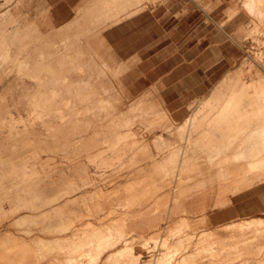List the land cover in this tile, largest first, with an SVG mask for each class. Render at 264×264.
Instances as JSON below:
<instances>
[{"label":"bare ground","instance_id":"obj_1","mask_svg":"<svg viewBox=\"0 0 264 264\" xmlns=\"http://www.w3.org/2000/svg\"><path fill=\"white\" fill-rule=\"evenodd\" d=\"M135 2L136 4H117V0H109L106 4H95L86 14L88 17L77 23V32L85 35L82 37L83 40L91 39L87 37L91 31L105 29L119 22L123 16H130L146 8V4H138L142 0ZM245 4L252 13L264 8V0H248ZM3 19L0 18V63H2L0 70H6L8 66L4 68L3 64L10 61V65L18 67L22 73H30L42 89L33 101L34 107L30 116L10 118V133L15 131L17 134L27 133L28 138L23 140L11 135L13 141L11 147L14 151L0 153V215L14 214L29 208L37 209L34 199H41L47 194L40 191L41 185L45 189L48 183L64 177L88 176L66 192H62L60 195L63 196L62 202L52 206L50 210L59 214L84 210L87 215L99 219L100 228L87 230L83 235L56 238L55 243L46 244L44 248L49 252L63 251L65 264H170L168 261L172 254L170 252H164L162 255L158 252L152 254L146 261H141L143 252L134 250L132 233L143 225H152L157 215L161 212L162 215L163 211L173 213L178 207L177 204L162 208L159 199L150 203L151 197L148 200L144 198V189L135 188L132 184L126 185L121 193L114 195L107 193L104 188L90 189L95 184L98 172L104 168L114 169L118 177L127 176L135 169L138 171L144 169L143 166L139 167V163L144 161L145 149L137 145L136 123L144 124L149 118L151 123L146 125V128L153 130L154 127L160 126L158 120L165 118L167 110L162 108L157 111L138 105L125 113H119L115 102L107 96L101 95L102 98L99 100L96 98L88 102L77 100L86 89L89 90V95L99 93L92 91L93 80L102 75L98 74L99 71L105 74L115 71L120 66L114 56L109 55L108 61L101 63V70L95 69V74H89L88 77L79 63L77 69L80 73H84V76L82 75L81 80L72 81L64 75V72L57 73L51 68L48 61L50 55L45 51L38 53L39 60L35 62L29 54L19 56L14 50L22 32L30 35L35 30L37 26L35 27L34 22L32 24L35 28L29 24L24 27L25 29L14 26L8 31L5 23H14L15 19L13 16L8 20ZM94 39L104 43L102 36ZM59 41L64 47L70 48L73 39L66 35L60 37ZM78 55L81 56L80 50ZM39 66L42 73L38 72ZM49 73H52V76H49ZM48 82L52 84L49 87ZM251 84V88H242L227 96L222 102H218L213 114L208 113L209 115L203 116L205 130L202 135L173 150L164 161L158 163L152 172L155 177L153 183L156 192H161L167 187L164 193L178 200L182 191H185L183 188L180 189L182 180L196 176L203 178L197 184L200 190L198 193H193L194 198H199L195 196L197 194L202 196L220 190L221 185L230 192L237 193L241 185L248 183L252 185L263 180L259 177L261 174L258 171L264 164V76L254 79ZM256 86H259V89ZM116 92L113 94H117ZM245 97L250 100H244ZM18 126H22V129ZM40 127H43L42 138L37 136ZM168 127L170 128L169 125ZM183 138L187 139V137ZM21 142L25 145L19 144ZM20 147L26 151L19 152L17 149ZM156 150L157 156L163 152V148L159 145ZM150 157H154V153ZM248 173H252L251 177L247 175ZM232 175L238 176V179H231ZM157 178L160 182L156 181ZM235 184L238 187L231 191L229 187ZM6 202L9 203L8 208ZM123 213H125L124 218L113 217L116 214L122 216ZM102 214L104 216H101ZM21 215L17 219L19 224L40 225V229L49 232L63 231L73 224V222H64L60 220L61 218L46 225L38 224L37 220L32 218L34 217L32 214ZM87 225L94 227L95 222L89 221ZM221 228L227 229L230 238L236 240L232 248L241 249L246 247L250 240L255 239L256 235L239 239L235 232L260 230L264 228V218L253 217L226 223ZM26 230L31 232L33 229L28 227ZM218 232H220L219 228L201 237L200 243L205 242V244L197 246L195 252L185 253L178 259V264H193L197 256L213 258L220 256L215 244L217 240L213 236ZM179 239L178 242L182 240ZM165 243L167 244V241ZM49 252L43 253L42 250H34L31 246L20 243H13L3 248L0 246V264H47L44 259ZM235 255V258H240L243 252H237ZM125 257H129V261H121Z\"/></svg>","mask_w":264,"mask_h":264},{"label":"rangeland","instance_id":"obj_2","mask_svg":"<svg viewBox=\"0 0 264 264\" xmlns=\"http://www.w3.org/2000/svg\"><path fill=\"white\" fill-rule=\"evenodd\" d=\"M56 1L57 0H0L1 20L2 18H4L3 20H8L12 16L15 19L14 23H5V27L8 31H11L14 26L15 28L25 29L24 27H27L33 22L34 25L36 24L35 27L37 26L36 28H38L36 29L32 24L35 30L30 35H28L29 33L24 32L19 35L14 47V50L19 56L29 54L33 61L36 62L39 60L38 53L43 50L50 55L48 56V61L51 68H54L57 73L63 74L64 72V75L69 77L72 81L81 80L80 78H82V75L84 76V73H80L77 69L79 63L81 64V67L85 69V75L88 77L89 74H95V69L101 70V63L108 61L109 55L114 56L115 60L119 62L118 58L113 53L114 51L112 50L111 45L105 41V39L103 44L100 40L94 39L95 37L102 36V30L97 29L96 31L88 33L87 37L91 38L89 40H83L82 37H85V35L77 32V23L88 17L86 14L91 11V8H93L95 4H88L86 8L78 10V7H83L86 4H54ZM138 4H141V2H138ZM148 5L149 4H146V6ZM243 7L254 18L264 21V8H261L257 13H252V11L248 10L246 4H243ZM237 10L238 8H236V11ZM79 12L80 15H78ZM262 30H254L248 34V37L251 39L246 44L244 50L246 55L243 56L244 60L241 65L237 67L238 70L228 73L229 77L227 83L224 84L223 88L215 90L213 97L209 102L203 105L197 104L193 106L196 110L195 114L187 120L183 121V119L190 113V110H187L186 106H169L172 111H175L173 114L174 117L178 119L174 120L164 105L147 103L146 81L133 79L136 76L135 72L125 73L126 66L121 62H119L120 66L118 65L119 67L115 71L107 72L108 74L105 73L106 75L99 71L98 74L102 75L93 80L92 87L93 92H99L97 95H89V90L86 89V91L77 98V100L88 102L96 100V98L99 100L102 98L101 95L104 97L107 96V98L109 97L115 102L116 110H118L119 113H125L132 107L138 105L143 106L146 109L157 111L162 108L167 110V113L164 115L165 118L158 120L160 126L154 127L153 130L146 128V125L151 123V119L149 118L144 124H141L140 122L136 123L135 135L138 138L137 145L144 147L145 149L143 150L144 161L139 163V167L143 166L144 169L142 171L135 169L127 176L118 177V173L114 169L110 170L104 168L98 172L95 184L90 188H104L107 193H112V195H114L115 193L118 194V192L121 193L126 185L132 184L135 188L139 187L140 190L141 188L144 189V198L145 200H148V198L151 197L149 200L150 203H154L156 199H159L158 202L161 204L160 206L162 208L174 204L178 205L173 213L163 211L162 215V212L157 215V218L153 221L155 226L153 224H146L136 230L137 232L134 231L132 233L134 250H141L143 252L141 261H146L147 258H151L152 254L158 252L160 253L159 255H162L164 252H170V254L172 253V256L170 255L169 257V263L178 264V259L185 253L189 251L195 252L198 248L197 246H203L202 244H205V242L200 243L201 237L206 234H211L214 230H218L219 228L220 232L215 233L213 236L214 239L217 240L214 241L216 242L215 244L217 245V250L220 252V256L214 258L197 256L193 264H264V228L260 230H247L244 232L236 231L235 234L239 239H243L249 235H256L255 239L250 240L247 243V246L242 247L241 249L232 248L236 240L230 238L227 229L221 228L223 227V224L225 225L226 223H233L244 219H252L253 217L243 219L237 218L225 223L219 222V224L217 222L214 223L212 217L215 215H213V212L222 208L223 205L226 206L232 203L230 198L234 192H230L229 189H226L221 185L222 187H220V190L218 189L214 192L211 191L210 193L202 194V196L201 194H197L195 196H199V198H194L193 193H198L200 190L198 189L199 186L197 184L203 178V176H196L189 180H182L180 189L183 188L185 191H182V194H180L178 200H176L173 196L171 197L164 193L167 187L162 189L161 192H156L157 189H155V184L153 183L155 177L152 173L154 168L158 166V163L164 161L173 150L186 145L187 142L197 139L198 136L200 137L202 135V132L205 130V126L203 125L205 119L203 120V116L213 114L214 108L218 102H222L227 96L232 95L234 92H237L242 88H251V83H253L254 79L264 76V26ZM66 35L71 36L73 39L69 46L70 48L64 47L59 41L60 37ZM100 44H102V46ZM79 50L81 51V56L78 55ZM60 59L63 60L61 61ZM254 59L259 62L257 65L254 63ZM10 64V61L5 62L3 65L4 68L8 66L7 69L0 70V153L3 154L14 151L11 147L13 142L11 140L12 137H10L11 135L23 140H25L26 137L28 138L27 133L17 134L16 131L10 133V118L11 116L16 118H19L20 116H30L34 107L33 101L42 89L39 82L35 78H32L30 73H22L18 67L11 66ZM1 65L2 63H0V66ZM35 67L37 66L35 65ZM40 67L41 66L38 67V72L42 73ZM132 69H134V67H131V70ZM49 76H52V73H49ZM47 85L49 87L52 84L48 82ZM259 86H256V88L259 89ZM115 92L117 94H113ZM148 98L149 97H147V99ZM244 100L249 101L250 98L245 97ZM180 108L181 110L184 109L182 111L183 113L180 112ZM18 128L22 129V126H18ZM42 131L43 127H40L37 133L38 138H42ZM183 137H187V139H184ZM19 144L22 145L23 142ZM157 145L163 148V152L158 156L155 154L157 151ZM17 150L19 152L26 151V149H21V147ZM152 153H154V157H150ZM216 169L217 168H214V170ZM258 172L261 174L259 177L264 180V164ZM247 175L251 177L252 173H248ZM87 177L88 176L80 178L64 177V179L56 180L58 182L52 181L48 183L45 189H43V185H41L39 188L41 189L40 191L47 194H45L44 197H41V199H34L35 205L38 207L37 209L29 208L14 214H1L0 242L2 244L0 246L3 248L13 243H20L29 245L34 250H42L43 253L44 251L47 253L49 250H46L44 245L55 243L56 238L72 237L75 234L83 235L87 230L91 231L92 229L100 228L99 219L97 220V218L87 215L84 210L70 211L68 214H59L54 210H50L52 206L62 202L63 196H60L62 192H66L73 185L80 183L81 179H87ZM231 179L236 180L238 179V176L232 175ZM156 181L160 182V179L157 178ZM252 185L249 183L243 184L241 185V188H249ZM236 187H238V185L235 184L231 185L229 188L232 191ZM5 205L8 208L9 203L6 202ZM21 214H32V216H34L32 218L37 220L38 224L46 225L47 223L59 220L60 218V220L64 222H73V224L63 231L56 230L49 232L40 229V225L19 224L17 219L22 216ZM101 216H104V214ZM124 216L125 213H123L122 216L119 214L113 215L114 218L119 217V219L124 218ZM89 221L95 222V226H88L87 223ZM28 227L33 230L27 232L29 230H26ZM179 238L183 240L182 243V240L179 241L180 243L178 242L177 239ZM148 239L151 240L149 241ZM152 241L155 242L153 243ZM166 241L167 244L165 243ZM145 242L146 244H144ZM173 244L175 246H173ZM181 244L183 245L181 246ZM178 246L181 247L179 248ZM137 247L139 249H137ZM240 251L243 252V256L235 258V254ZM47 255L48 256L44 259L45 263L55 264L59 262L58 264H65V254L63 251L57 250L49 252ZM121 261L127 262L129 261V257H125Z\"/></svg>","mask_w":264,"mask_h":264},{"label":"crops","instance_id":"obj_3","mask_svg":"<svg viewBox=\"0 0 264 264\" xmlns=\"http://www.w3.org/2000/svg\"><path fill=\"white\" fill-rule=\"evenodd\" d=\"M108 1L57 0L54 4H86L80 10ZM121 1L117 4H136ZM247 1L142 0L141 4H149L146 8L123 16L102 29L101 35L126 66L125 73L135 72L133 79L146 81V102L164 105L174 120L178 119L169 106H186L190 113L184 121L195 114L193 106L206 104L215 90L224 87L228 73L238 70L244 60L248 34L263 29L264 21L243 7ZM254 63L259 62L254 59ZM230 201L213 212L214 222L264 217V180L241 188Z\"/></svg>","mask_w":264,"mask_h":264}]
</instances>
